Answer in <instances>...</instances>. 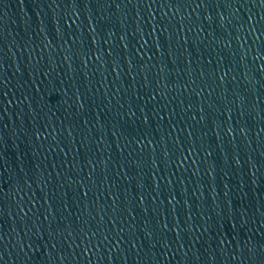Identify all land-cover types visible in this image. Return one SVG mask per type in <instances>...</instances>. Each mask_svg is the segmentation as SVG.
Listing matches in <instances>:
<instances>
[{
    "label": "water",
    "instance_id": "obj_1",
    "mask_svg": "<svg viewBox=\"0 0 264 264\" xmlns=\"http://www.w3.org/2000/svg\"><path fill=\"white\" fill-rule=\"evenodd\" d=\"M0 264H264V0H0Z\"/></svg>",
    "mask_w": 264,
    "mask_h": 264
}]
</instances>
